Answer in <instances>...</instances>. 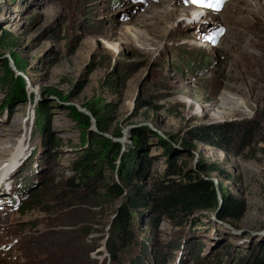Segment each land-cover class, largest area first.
<instances>
[{"label": "rangeland", "instance_id": "374dc122", "mask_svg": "<svg viewBox=\"0 0 264 264\" xmlns=\"http://www.w3.org/2000/svg\"><path fill=\"white\" fill-rule=\"evenodd\" d=\"M196 4L0 0V264H115L114 243L120 264L131 255L237 264L252 249L264 253V0H224L207 12ZM21 87L26 100L15 98ZM92 132L123 153L144 135L135 168L147 191L173 161L175 180L211 179L218 200L233 195L244 214L223 221L214 207L179 225L148 206L133 221L138 243L124 245L116 217L131 190L116 196L106 185L120 182L117 169L103 157L99 178L68 186L81 180L74 162ZM141 241L153 246L148 257Z\"/></svg>", "mask_w": 264, "mask_h": 264}, {"label": "trees", "instance_id": "16d2710c", "mask_svg": "<svg viewBox=\"0 0 264 264\" xmlns=\"http://www.w3.org/2000/svg\"><path fill=\"white\" fill-rule=\"evenodd\" d=\"M20 78L22 77L20 76ZM15 98H23L24 100L27 99L26 91L23 87H21L19 93L15 95ZM44 106L46 107V105ZM45 110V112H47V108ZM77 115L85 121L87 127H90L91 121L89 116L78 110ZM95 115L97 116L96 113ZM99 130H106V127H104L100 121ZM143 136L144 135L138 136L136 139L134 137V147H131L128 150V153H123V146L119 142H113L100 133L92 132V146H90L84 153L80 154L79 158L74 162L75 171L80 173L81 180L73 178L69 180L68 183L69 188H72L81 187L83 184L87 186L91 181H95L96 178H99L102 175L98 167L99 162L103 157L107 159L110 165V167H108L109 169H117L120 182L115 181L112 178V182H107L106 185L116 196H122L126 191H128V189L131 190L128 196L129 205H123L119 208L116 217L117 235L121 237L120 240L124 245L138 243L132 231L133 221H135V214L142 212L143 209L148 206H150L155 214L160 213L179 225L187 222L190 216L194 215L197 211H207L208 209H212L214 207H217L215 210L218 218L223 221L237 219L244 214L245 209L243 205L240 204V202L233 195L222 192V201L220 202V200H218L219 197L217 198L218 193L216 184L211 179H207L200 174L191 175L188 173L184 175L186 181L175 180L172 176L180 174L181 171L172 168L173 161L168 169L169 172H167L160 182L155 185V192L152 193L150 191L153 195H155L151 197L150 192L143 187L141 181H136L137 175L143 177L145 174V171H137L138 173H136L137 168H135L137 163V159L135 160V158L136 156L141 157L139 151L141 149L144 150L145 147L143 142L145 137ZM167 153H169V150H167ZM141 155L144 156L142 160L147 158L146 163L150 164V159L147 155H145V152ZM117 157H120L122 160L119 166H116ZM33 163L34 161H32L29 166ZM27 168L28 167L22 170L23 174L24 171L28 170ZM216 169V167L207 165L200 167V170L202 171ZM92 173H95V178L93 177V179L91 176ZM25 192L22 193V190H19V194L25 195ZM17 200L18 199L15 197H12V201L16 202ZM32 201L33 202L29 201L26 205H24L21 211L25 213L26 211L33 209L36 206V203H34V201L36 202L35 196ZM150 222L151 224L155 223L154 225L158 224V221L155 222L154 217L152 216L150 218ZM109 247V252L112 256L113 262L115 264H120L121 259L119 260V257L123 256L119 255L118 246L114 243ZM151 250L149 251L148 245L144 242L142 248L143 255L149 256L152 252ZM129 255H131V252ZM132 258L133 256L131 255V257L124 259V264H144L142 256L136 258V262H132ZM156 258L157 256L155 258L153 257V261L155 260L153 264H157ZM241 260L242 262L238 260L239 262L237 264H264V253L258 254L256 250L252 249L251 255L247 259L246 257H242ZM146 264L149 263L146 262Z\"/></svg>", "mask_w": 264, "mask_h": 264}, {"label": "snow or ice", "instance_id": "6c2138e0", "mask_svg": "<svg viewBox=\"0 0 264 264\" xmlns=\"http://www.w3.org/2000/svg\"><path fill=\"white\" fill-rule=\"evenodd\" d=\"M194 3H203V0H192ZM224 0H209L206 4L207 7L212 8L215 11H219Z\"/></svg>", "mask_w": 264, "mask_h": 264}, {"label": "water", "instance_id": "95a60500", "mask_svg": "<svg viewBox=\"0 0 264 264\" xmlns=\"http://www.w3.org/2000/svg\"><path fill=\"white\" fill-rule=\"evenodd\" d=\"M228 226L232 227V225L230 223H227Z\"/></svg>", "mask_w": 264, "mask_h": 264}, {"label": "bare ground", "instance_id": "6f19581e", "mask_svg": "<svg viewBox=\"0 0 264 264\" xmlns=\"http://www.w3.org/2000/svg\"><path fill=\"white\" fill-rule=\"evenodd\" d=\"M223 103V102H222ZM224 104V103H223Z\"/></svg>", "mask_w": 264, "mask_h": 264}]
</instances>
